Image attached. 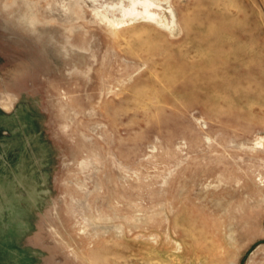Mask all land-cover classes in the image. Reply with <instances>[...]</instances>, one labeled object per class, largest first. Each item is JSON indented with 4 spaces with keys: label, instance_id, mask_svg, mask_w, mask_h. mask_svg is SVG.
Returning <instances> with one entry per match:
<instances>
[{
    "label": "rangeland",
    "instance_id": "1",
    "mask_svg": "<svg viewBox=\"0 0 264 264\" xmlns=\"http://www.w3.org/2000/svg\"><path fill=\"white\" fill-rule=\"evenodd\" d=\"M0 264H264V0H0Z\"/></svg>",
    "mask_w": 264,
    "mask_h": 264
}]
</instances>
